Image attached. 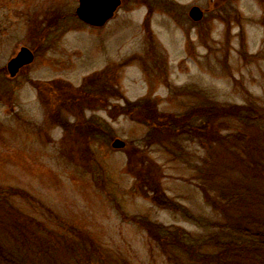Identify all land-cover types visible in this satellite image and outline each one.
Listing matches in <instances>:
<instances>
[{"label": "rangeland", "instance_id": "374dc122", "mask_svg": "<svg viewBox=\"0 0 264 264\" xmlns=\"http://www.w3.org/2000/svg\"><path fill=\"white\" fill-rule=\"evenodd\" d=\"M150 1L127 3L98 30L78 20L79 0H0V212L37 220L57 262L177 264L165 253L164 229L194 242L180 254L186 260L214 250L209 227L222 218L195 180L205 149L181 134L152 144L155 132L121 108L150 99L159 113L182 115L249 104L264 118V0ZM194 6L205 12L201 23L189 17ZM22 47L35 61L10 78L7 65ZM89 79L94 110L82 106V116L54 108L60 91L39 92ZM60 121L104 132L91 150ZM116 139L127 148L113 149ZM217 146L213 158L234 152ZM210 177L227 184L222 170ZM158 183L163 208L144 197Z\"/></svg>", "mask_w": 264, "mask_h": 264}, {"label": "trees", "instance_id": "16d2710c", "mask_svg": "<svg viewBox=\"0 0 264 264\" xmlns=\"http://www.w3.org/2000/svg\"><path fill=\"white\" fill-rule=\"evenodd\" d=\"M91 82L89 79L79 88L52 82L46 85L47 88L43 93L39 84L37 87L39 86L40 95L49 94L48 91L54 92L55 89L60 91L63 97L60 101L55 99L54 108L60 106L61 109H69L76 116H82L85 109L82 110V106L87 107L88 104L92 106L95 103L93 93L89 91ZM248 105L234 108L216 105L217 107L211 110L207 109L209 108L207 105L208 107H205L207 110L200 109L203 110L202 112L194 109V112L170 115L159 113L156 103L148 99L129 104L118 112L127 116L132 115L134 119L145 122L155 132L152 137L155 142L152 144L166 147L170 142L177 141V136L181 134L186 139L198 140L207 153V158L205 154L197 165L195 180L200 181L206 202L209 201V204L212 202L213 209L219 211L222 221L209 227L215 228L216 231L214 238L212 237L213 239L206 244L207 247L214 249L212 253L200 257L192 255L189 260L184 259L180 254L192 249L194 242L181 233L176 238L172 235L173 232L164 229L165 253L170 260L177 261V264H264V118L262 120L261 117L258 118L259 113ZM87 108L91 109V107ZM58 113L60 114L61 111L53 118L57 117L56 121L59 119ZM208 117L211 118L207 120ZM211 119H214L216 125L210 124ZM60 123L72 133H80V137L87 141L88 149L94 146L100 133L104 132L99 125L96 129L91 128L92 122L89 121L83 122V125L84 123L88 125L84 129L68 122L60 121ZM232 123L235 126H232ZM211 126L213 130L210 129ZM224 132L230 134H223ZM213 145L222 146L224 150L234 148V152H226L223 156L218 155L217 158H213V152L210 151ZM175 153L177 150L173 151L172 155ZM214 170L226 172L227 184H224L221 178L211 179ZM141 177L143 178L142 175ZM212 180L215 183H212ZM217 183L221 184L216 188L215 198H212L210 187L216 186ZM160 186V183L153 187L148 186L149 193L144 194V197H148V194L153 195L150 201L163 208L167 200L157 199L159 198L157 196H161ZM170 207L169 205L168 208ZM37 223H39L37 220L29 219L20 212H0V235L4 233L7 235L6 242L0 240V264H65L64 261L57 262L52 258L51 238L45 237L44 228L36 229ZM143 228L147 229L146 226ZM166 236L178 239L181 244L177 245L172 240L167 241ZM9 240L13 242L12 245H9ZM77 261L84 264L85 260Z\"/></svg>", "mask_w": 264, "mask_h": 264}, {"label": "water", "instance_id": "95a60500", "mask_svg": "<svg viewBox=\"0 0 264 264\" xmlns=\"http://www.w3.org/2000/svg\"><path fill=\"white\" fill-rule=\"evenodd\" d=\"M121 5V0H80L77 16L88 26L103 28L114 18ZM189 16L193 21L199 22L202 20L204 13L199 7H193L190 10ZM34 61L35 56L33 52L26 47H22L19 53L7 65L10 78H16L23 68L33 64ZM112 148L115 150L126 149L127 143L121 139H116L112 143Z\"/></svg>", "mask_w": 264, "mask_h": 264}, {"label": "flooded vegetation", "instance_id": "af4514ba", "mask_svg": "<svg viewBox=\"0 0 264 264\" xmlns=\"http://www.w3.org/2000/svg\"><path fill=\"white\" fill-rule=\"evenodd\" d=\"M131 1H138L139 3H142V4H144V6L146 5V6H151V4H150V2L152 3L153 1H150V0H121V2H122V5H121V7H120V9L124 6V5H126L127 3H131ZM153 4V3H152ZM118 13V12H117ZM116 13V14H117Z\"/></svg>", "mask_w": 264, "mask_h": 264}]
</instances>
